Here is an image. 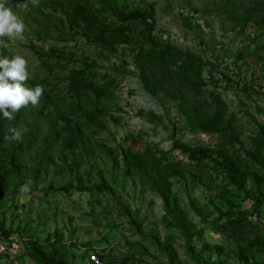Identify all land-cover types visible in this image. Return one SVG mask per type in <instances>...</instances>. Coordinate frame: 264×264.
<instances>
[{
    "label": "rangeland",
    "instance_id": "rangeland-1",
    "mask_svg": "<svg viewBox=\"0 0 264 264\" xmlns=\"http://www.w3.org/2000/svg\"><path fill=\"white\" fill-rule=\"evenodd\" d=\"M4 2L0 264H264V0Z\"/></svg>",
    "mask_w": 264,
    "mask_h": 264
},
{
    "label": "clouds",
    "instance_id": "clouds-1",
    "mask_svg": "<svg viewBox=\"0 0 264 264\" xmlns=\"http://www.w3.org/2000/svg\"><path fill=\"white\" fill-rule=\"evenodd\" d=\"M33 5L38 4V0H31ZM25 31L23 20L13 13L10 7L5 6L4 0H0V38L22 37ZM0 43H3L0 40ZM29 79L27 61L22 56H15L12 59L0 58V114L8 121H13L19 111L29 105L38 106L44 88L35 85L28 89L23 86ZM22 132L17 127H9L4 135L6 142L19 141ZM27 184L20 187V192H29Z\"/></svg>",
    "mask_w": 264,
    "mask_h": 264
},
{
    "label": "trees",
    "instance_id": "trees-1",
    "mask_svg": "<svg viewBox=\"0 0 264 264\" xmlns=\"http://www.w3.org/2000/svg\"><path fill=\"white\" fill-rule=\"evenodd\" d=\"M128 18H131V19H136V20H140L144 23H147L149 18H150V14L149 13H144V12H141V11H132L130 13H128ZM169 49H174L172 48L170 45L168 46ZM0 58H4V55H2L0 53ZM0 117H2V114H0ZM41 260L43 262H46V263H51V262H48L47 259L45 258V256H40Z\"/></svg>",
    "mask_w": 264,
    "mask_h": 264
},
{
    "label": "built area",
    "instance_id": "built-area-1",
    "mask_svg": "<svg viewBox=\"0 0 264 264\" xmlns=\"http://www.w3.org/2000/svg\"><path fill=\"white\" fill-rule=\"evenodd\" d=\"M13 251L12 244L0 239V261L9 256ZM92 261L95 263L96 257H92Z\"/></svg>",
    "mask_w": 264,
    "mask_h": 264
}]
</instances>
